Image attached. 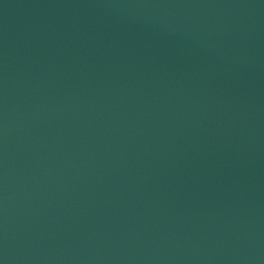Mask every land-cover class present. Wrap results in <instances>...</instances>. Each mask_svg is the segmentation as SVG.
Listing matches in <instances>:
<instances>
[{
  "label": "water",
  "instance_id": "1",
  "mask_svg": "<svg viewBox=\"0 0 264 264\" xmlns=\"http://www.w3.org/2000/svg\"><path fill=\"white\" fill-rule=\"evenodd\" d=\"M0 264H264V0H0Z\"/></svg>",
  "mask_w": 264,
  "mask_h": 264
}]
</instances>
